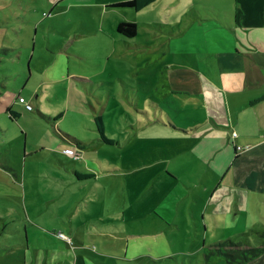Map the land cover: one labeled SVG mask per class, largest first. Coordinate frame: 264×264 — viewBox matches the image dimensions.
Returning a JSON list of instances; mask_svg holds the SVG:
<instances>
[{"label": "rangeland", "instance_id": "obj_1", "mask_svg": "<svg viewBox=\"0 0 264 264\" xmlns=\"http://www.w3.org/2000/svg\"><path fill=\"white\" fill-rule=\"evenodd\" d=\"M128 1L8 0L1 8L0 43L9 50L0 61V264H224L210 247L239 241L173 235L175 201L163 197L183 182L167 171L192 169L178 155L189 143L173 131L192 115L171 91L173 72L203 69L206 51L235 42L224 30L234 26V0L117 7ZM120 23L135 24L136 36L119 34ZM58 53L63 66L46 78ZM93 116L114 145L83 152L58 135L90 144ZM74 170L89 179L77 181ZM155 204L157 217L148 214Z\"/></svg>", "mask_w": 264, "mask_h": 264}, {"label": "crops", "instance_id": "obj_2", "mask_svg": "<svg viewBox=\"0 0 264 264\" xmlns=\"http://www.w3.org/2000/svg\"><path fill=\"white\" fill-rule=\"evenodd\" d=\"M7 1L0 0L1 12ZM234 3V26L228 24L224 30L235 42L206 51L203 69L173 72L171 91L178 95L181 109L192 113L180 121L183 128L173 127V131L188 141V149L178 155L188 156L192 169H179L178 175L167 171L171 181L183 182L163 192L165 199L172 195L175 201L170 212L173 235H238V242L229 240L210 247L209 257L215 255L217 261L222 259L214 249L225 242L246 248L264 247V237L258 236L264 233V0ZM3 47L0 43V50ZM16 48L21 59L23 47ZM1 57L5 55L0 54V61ZM32 58L31 54L29 60ZM62 60L63 53H58L46 78L52 77L58 65L63 66ZM89 125L90 144L67 138L59 131L58 135L63 142L78 144L85 152L94 142L103 143L96 131L95 116ZM73 173L75 178V173L87 176L77 170ZM86 179L89 176L76 180ZM159 207L151 206L148 214L157 217L155 209ZM177 216L183 221L189 219L191 231L181 226ZM157 245L162 247L163 243ZM166 248L169 249L167 244ZM158 249L168 253L164 246ZM232 264H264V254L247 263Z\"/></svg>", "mask_w": 264, "mask_h": 264}, {"label": "trees", "instance_id": "obj_3", "mask_svg": "<svg viewBox=\"0 0 264 264\" xmlns=\"http://www.w3.org/2000/svg\"><path fill=\"white\" fill-rule=\"evenodd\" d=\"M156 0H130L126 3L118 4L117 7L120 8H129L135 11H140L143 8L151 5ZM117 32L126 38H134L137 34V26L130 23H120L117 26ZM9 49H3L0 51V54L6 55ZM22 105V104H21ZM28 111V110H27ZM9 118L11 120H16L19 117L17 112H14L12 109H8ZM30 112V111H28ZM60 118V116L58 117ZM95 126L100 140L106 145H114V141L108 139L105 135L103 122L101 117H95ZM78 146V144L76 145ZM76 179H84L88 176H80L76 174ZM264 237V233L258 235ZM214 252L223 256L224 260L228 264L232 263H247L251 260L258 258L260 255L264 254V247L258 248H246L241 244H234L232 242H225L219 244L215 247Z\"/></svg>", "mask_w": 264, "mask_h": 264}, {"label": "built area", "instance_id": "obj_4", "mask_svg": "<svg viewBox=\"0 0 264 264\" xmlns=\"http://www.w3.org/2000/svg\"><path fill=\"white\" fill-rule=\"evenodd\" d=\"M17 101H18L19 104H24L26 110H28V111H32V107H31L30 105L26 104V102H25V100H24L23 98H18ZM238 149H240V148H238ZM63 153H64L66 156H71V157H73L75 152H74L72 149H65V150L63 151ZM74 157H75V156H74ZM60 237H62V235H60Z\"/></svg>", "mask_w": 264, "mask_h": 264}]
</instances>
